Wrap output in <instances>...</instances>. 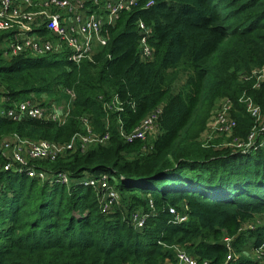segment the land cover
<instances>
[{"label": "trees", "instance_id": "1", "mask_svg": "<svg viewBox=\"0 0 264 264\" xmlns=\"http://www.w3.org/2000/svg\"><path fill=\"white\" fill-rule=\"evenodd\" d=\"M138 19L150 27L147 61L137 53ZM104 29L106 44L77 64L64 53L6 58L0 51V107L29 94L67 104L65 90L73 94L62 123L0 116V137L64 142L84 132L82 119L108 137L83 151L29 160L41 177L14 164L3 168L0 153V264H173L172 245L198 263L264 264L225 260L220 240L222 229L231 234L264 213V146L258 140L240 153L213 147L222 139L199 140L223 100L227 140L256 128L264 138L248 108L264 124V79L252 75L264 67V0H137ZM113 95L120 110H104ZM157 107L150 142L121 139L119 124L129 130ZM61 171L68 182L58 178ZM100 172L118 191L108 210L82 182ZM169 205L185 206L186 218L176 221ZM133 209L148 211L138 229L127 219ZM250 237L251 246L264 247V223L236 235L241 244Z\"/></svg>", "mask_w": 264, "mask_h": 264}, {"label": "built area", "instance_id": "2", "mask_svg": "<svg viewBox=\"0 0 264 264\" xmlns=\"http://www.w3.org/2000/svg\"><path fill=\"white\" fill-rule=\"evenodd\" d=\"M137 3V0H0V51L3 57H11L17 54H28L39 56L46 53H64L67 60L77 64L82 59H89L94 49L106 44L107 34L104 29L105 24H111L117 18L119 12L128 10ZM151 4L147 1L144 6ZM136 32L137 53L142 61H147L152 56V49L148 43L150 27L143 21L137 20ZM260 72L259 78L253 74ZM252 71L256 80L264 79V67ZM69 100L65 106H59L53 101H37L36 96L29 94L25 100L0 107V116L17 121L22 118H32L55 123H62L68 112V104L73 94L65 90ZM225 102L223 116H217L218 128L229 130L231 122H227V109L229 104ZM102 108L106 111L120 110V102L115 95L111 97ZM248 108L259 121H261L255 108L248 104ZM160 108L150 110L135 126L129 130H124L119 124L118 132L124 141L133 139L144 140L146 135L156 131V117ZM106 118L104 119V123ZM84 132L75 133L64 142L49 141L45 139H22L16 135H9L0 139V153L5 157L3 168L17 165L24 167L27 175L37 174L41 177L43 171L36 170L28 164L31 159L48 158L53 159L66 150L78 149L83 151L91 143H104L108 137L107 133L100 135L91 131L86 120L82 119ZM256 129H252L249 136H252ZM230 131V130H229ZM264 139V138H263ZM234 140V139H231ZM58 178L66 183L68 175L61 171ZM82 182L93 187L97 192V201L101 210L110 209L111 205L118 198V191L113 182L110 181L109 174L100 172L96 175H84ZM148 210L153 209L151 198H147ZM185 206L176 209L172 205L167 207V211L172 214L176 221L186 218ZM148 211L133 209L128 213L129 224L138 229L143 225ZM226 247L225 260L234 259L231 255V243L229 238L222 239ZM174 264H209L206 259L199 263L195 257L186 251L172 245ZM175 248V250H174ZM263 247H257L256 249Z\"/></svg>", "mask_w": 264, "mask_h": 264}, {"label": "rangeland", "instance_id": "3", "mask_svg": "<svg viewBox=\"0 0 264 264\" xmlns=\"http://www.w3.org/2000/svg\"><path fill=\"white\" fill-rule=\"evenodd\" d=\"M253 74L256 78H259L260 72L258 70L254 71ZM37 101L40 102H47L49 99L43 94L36 96ZM67 101V100H66ZM66 101L61 100L57 102L59 106H65ZM225 102L220 101L218 106H215V109L212 112L211 118L208 121V125L206 130L202 133L199 140L204 144V140L207 139H222L218 145H214L215 148H223L224 146H227L230 149V152H240V153H246L251 152L252 150L256 149V145H258L259 141H261V146H264V139H259V136L253 133L252 136H246L245 138H235L234 140H227L229 139L230 131L226 129L218 128V123L216 121L217 116H223L225 111ZM260 121H263L262 118H260ZM264 124H262L260 127H263ZM258 127V126H257ZM261 131V130H259ZM156 133V132H155ZM154 131L147 134L146 138L143 140L145 143L150 142V140L154 137ZM7 136L0 137V139L6 138ZM94 144V143H91ZM89 144V145H91ZM264 223V213L253 215L250 219L245 220L239 224L237 227V230L235 232L229 234L224 229H222L220 234V240H222L224 237L229 238V242L231 243L230 252L231 255L236 256V258H247L251 260H256L259 262H264V247L261 249H256V247L251 246L250 241L252 240V237L249 238V241L244 242L241 244V242L236 239V235L240 232H245L246 229H251L259 224ZM210 236V234H209ZM233 241V242H232ZM171 250H173V247H171ZM178 248L186 251L188 254H190L189 251L183 249L182 247L178 246ZM175 250V248H174ZM170 264V263H168ZM174 264V263H173Z\"/></svg>", "mask_w": 264, "mask_h": 264}]
</instances>
